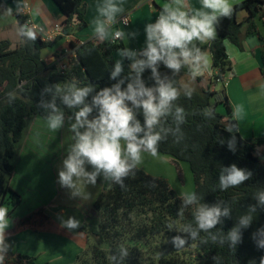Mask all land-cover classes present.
Segmentation results:
<instances>
[{"label": "trees", "instance_id": "16d2710c", "mask_svg": "<svg viewBox=\"0 0 264 264\" xmlns=\"http://www.w3.org/2000/svg\"><path fill=\"white\" fill-rule=\"evenodd\" d=\"M66 16L62 24L65 33L83 30L87 27L88 10L84 0H54ZM1 3V0H0ZM246 10L249 15L243 22L237 20L238 13ZM19 26L23 32L27 19L18 15ZM258 21H264V0H245L234 5L230 18L222 19L217 26V36L208 44L198 46L204 52L212 53V67L216 71L205 87L200 86L202 78H197L194 94L191 98L183 95L175 102L183 107L185 123L180 125L182 139L177 142V135L171 132L159 145L158 154L172 158L177 164H189L195 180V192L202 197L201 202L209 205L221 202V207L230 208V216L222 218L213 233L227 232L238 223L239 217L248 212L250 205H256V212L250 227L242 228V243L233 251L227 242L223 245L201 243L205 233L191 239L180 228L192 222L191 209H185L183 217L178 216L182 200L169 182L164 178L154 177L142 167L129 175L123 186L110 182L94 204L92 220L83 224L79 234L85 236L90 251L84 250L75 264H145L146 248L154 241L169 239L167 244L156 245L161 264H179L169 258L173 252L172 238L181 236L195 246L194 254L198 264H216L214 257L221 258V264H249L264 256V249H258L252 234L264 227V206L256 199L258 191H264V162L257 156V149L264 146V138L244 139L238 132L237 122L227 97L212 90L218 84L217 79L232 72L226 42L229 41L241 50L245 36L259 34ZM22 43L15 49L8 40L0 41V206L6 207L11 216L22 204V196L11 188V179L15 171L14 160L18 145L22 142L31 117L45 119L48 110L41 107V102L51 100V93L44 91L46 86L76 82L78 86L91 85L99 90L117 82L110 79L115 65L114 54L123 48V44L113 40L95 39L81 46L71 43L75 57L70 67L61 72L53 58L43 59L42 51L54 47L57 39L45 41L37 35L35 41L28 40L23 34ZM261 37V36H260ZM262 38V37H261ZM263 40V38H262ZM261 72L264 77V49L262 51ZM161 75H167L179 88L182 78L188 75L186 68L173 75L163 65ZM129 75L126 66L117 80ZM151 70L146 69L143 78L146 85L154 83ZM93 95L95 92L92 93ZM90 102V97H89ZM226 108L225 114L218 111L219 105ZM57 106L64 113V120L74 118L76 109H70L57 99ZM95 113H93L94 115ZM143 123L142 116L138 117ZM167 129H174L171 117L163 124ZM232 128L229 132L226 129ZM236 138V151L229 150L227 141ZM235 163L240 168L252 172V177L244 184L227 191L218 187L221 167ZM169 224L173 227L170 229ZM20 228L36 226L44 230L53 227L52 221L42 209L32 212L19 221ZM155 242V244H156ZM128 255H121V249ZM14 258L18 264H36V259L27 255L8 253L6 262Z\"/></svg>", "mask_w": 264, "mask_h": 264}, {"label": "clouds", "instance_id": "9594fccd", "mask_svg": "<svg viewBox=\"0 0 264 264\" xmlns=\"http://www.w3.org/2000/svg\"><path fill=\"white\" fill-rule=\"evenodd\" d=\"M199 7L193 9L188 0H167L154 22L145 25V46L139 50L128 47L119 49L110 79L117 81L111 86L96 90L93 86H78L76 82L46 86L44 91L51 93V100L41 102V107L48 110L45 117L47 127L57 131L64 125V113L57 106V99L70 109H76L74 123L71 124L73 142L62 159L58 169L57 183L67 189L72 198L89 199L88 186H95L98 178L123 186L129 175L142 164L144 155L157 156L159 145L171 132L177 135V142L183 137L180 125L185 123L186 114L183 107L175 102L183 95L188 98L195 89L191 83L202 77L211 69V59L199 45L216 38L220 21L230 18L234 12L233 0H199ZM99 17L94 20L93 35L100 40H124L128 35L122 29L111 30L117 15L123 12L122 4L116 0H104L97 6ZM22 34L28 39H37L36 31L24 26ZM198 42V44H197ZM129 61V75L117 80L124 71L123 61ZM163 65L173 75L188 71L189 80L177 87L167 75H161ZM146 69L151 70L154 82L148 86L143 78ZM95 92L93 95L92 93ZM90 97V102H89ZM93 113H95L93 115ZM243 106L239 105L233 117L243 118ZM142 116L143 123L138 117ZM171 117L174 129H165L163 124ZM232 132V128L226 129ZM229 150L236 151V138L227 141ZM252 177V172L238 167L235 163L221 167L218 187L221 191L236 188ZM182 205L178 216L183 217L185 209H191L192 222L184 224L180 230L195 240L200 233L206 236L201 243L223 245L227 242L233 251L242 243L241 229L251 226L256 212V205H250L248 212L239 217L226 235L213 233L223 217L230 216V208L215 204L202 203L195 191H184L180 194ZM256 199L264 206V191H258ZM12 218L6 207L0 206V264H5L12 245L8 240V229ZM61 226L69 230L77 229L80 222L74 217L61 218ZM168 227L171 229L172 224ZM258 249H264V227L252 234ZM177 247L186 244L181 236L172 238ZM121 255L127 256V250L121 249ZM221 264V258H213ZM249 264H256L255 260ZM264 264V256L259 259Z\"/></svg>", "mask_w": 264, "mask_h": 264}, {"label": "crops", "instance_id": "0c3cea01", "mask_svg": "<svg viewBox=\"0 0 264 264\" xmlns=\"http://www.w3.org/2000/svg\"><path fill=\"white\" fill-rule=\"evenodd\" d=\"M243 1L245 0H233V4L236 5ZM84 2L88 6L86 14L87 27L83 30H74L71 34L63 31L62 24L66 16L54 0H1L0 4L5 11L14 13L17 18L20 15L27 20H31V29L36 31L37 35L41 36L43 40L53 41L57 39L54 47L46 48L42 51V58L48 59L53 58L58 53L62 55L61 57L69 55L74 58L75 49L71 48V43H75L79 47L89 41L98 39L93 35V22L96 19H103L99 17L97 6L103 4L104 0H84ZM166 2L167 0H116V3L122 4L123 12L117 15L116 22L112 25L111 30L122 29L127 34L136 33L135 36L128 35L124 40H119L123 44V48L128 47L139 50L145 46V25L155 21ZM188 2L193 9L200 6L199 0H188ZM248 15L249 13L246 10H242L238 13L237 20L243 22ZM125 16L130 19V25L127 27L120 22ZM258 28L260 35L245 36L242 50L231 42H226L227 52L232 63V72L224 76L225 82L222 81L212 87L213 91L221 92L223 96L227 97L233 112L237 106H243V118H234V120L237 122L238 132L244 139L264 138V77L261 72V55L264 49V21H258ZM0 41H3V39H0ZM11 44L12 50L20 45L12 42ZM205 54L211 59L212 63L211 69L206 71L202 77H198L202 78L201 87H205L208 80L213 79L216 74L212 67V53L208 50ZM114 58L115 61L120 59L118 52L114 54ZM129 63V61L124 60V68ZM185 78L187 79L186 81L189 80V76L185 75L182 78V84ZM196 81L197 79L191 83L192 87L196 86ZM220 106L223 107V111L220 113L225 114V106L223 104ZM72 123H74V118H67L64 120V125L61 129L51 131L47 127L45 119L36 116L31 117L24 138L18 145L17 155L14 160L15 171L11 179V188L22 196V204L11 215L12 224L8 229V240L12 245L10 252L15 256L21 254L33 257L36 259V264H50V261L55 259L66 260V258H70L67 261L70 260L69 263H71L77 259L86 246L85 236L79 234V230L83 224L92 220L94 204L99 195L110 184L109 181L98 178L95 186L90 185L87 187L86 191L90 193V197L87 200L80 197L72 198L69 190L63 189L58 194H52V198L47 196L50 199L47 204L39 203L32 208L23 210L28 195L26 194V189L28 188H25L21 182L17 183L15 178L23 172L21 174L24 177L28 176L34 179L38 166H40L39 159L35 157L34 148L30 145L40 143L39 135L45 138L48 137L47 133H49V137H53L52 134L56 133V139L59 140V136L61 139L63 138V142L61 143L59 140L57 145L59 151H63L60 145L62 144L63 146L64 143L68 149L73 142ZM22 146L31 148L33 152L24 157L23 153L25 151L23 153L20 151ZM53 146L55 147L56 145ZM65 155L64 151L57 152L53 168L55 173L61 167V162ZM257 156L264 162V146L257 149ZM59 165L60 167H58ZM146 172L148 171L146 170ZM148 174L150 173L148 172ZM29 184L36 185L32 182ZM32 189L34 188L32 187ZM40 209L53 223V227L50 230H44L36 226L23 228L18 226L22 218ZM69 217H74L80 222V226L77 229L69 230L61 226V218L67 220ZM74 240L79 241L76 243ZM49 257H51L50 260H48ZM69 263L67 262V264Z\"/></svg>", "mask_w": 264, "mask_h": 264}, {"label": "rangeland", "instance_id": "374dc122", "mask_svg": "<svg viewBox=\"0 0 264 264\" xmlns=\"http://www.w3.org/2000/svg\"><path fill=\"white\" fill-rule=\"evenodd\" d=\"M0 39L2 40H8L12 42L13 44H20L23 40L22 32L19 26V20L14 13H10L4 10L3 6L0 4ZM186 78L183 81V84L186 82ZM220 106V105H219ZM219 112L223 111V107L220 106ZM48 137L42 138L40 137V143L30 145L32 148H34L35 157L39 159L40 166H38V170L36 172L35 178H29L24 177L23 172L20 173V175L16 176V182L23 183V186H25L27 193L26 197V203L24 205V209L32 208L35 206V204H47L49 202V198H52V194H58L60 190H63V188L60 187V185L57 183L58 178V171L55 173L53 170L54 168V160L57 152H65L67 153V147L64 143L60 147H62L63 151H59L57 145L59 140L61 143L63 142V138L61 139L59 136V140L56 139L57 134H52L53 137H49V133L46 134ZM73 135V133H72ZM50 138L51 141H50ZM53 145H56L55 147ZM22 150L21 153L24 151V157H27V155L32 151L31 148H24V146L21 147ZM174 160L168 156H164L161 154H158L157 156H150L148 154L144 155V159L140 167H144L150 174L154 175V177L163 178L166 179L170 186L175 190L177 195L180 197L181 192L184 191H195V180L193 173L191 171V168L189 164L187 163H179L177 164ZM60 167V165L58 166ZM147 172V173H148ZM26 181V182H25ZM35 183L36 185H30L29 183ZM32 187L34 189H32ZM48 196V197H47ZM38 211V210H37ZM186 240V244L180 247L174 246L172 254L169 255V258L176 260L179 264H198L196 261V257L194 254L195 246L192 242H190L188 239L184 238ZM79 241V240H77ZM74 240V242L78 243ZM86 241V240H85ZM169 239H161L159 240L158 244L156 241L152 243V246L149 248H146V255L144 260L145 264H161L160 263V256L159 253L156 251V245L159 244H167L169 243ZM156 242V244H155ZM84 250L90 251L89 246L84 247ZM51 257L48 258L50 260ZM66 260H53L50 261V264H67L69 261ZM76 260L69 264H75ZM5 264H18L14 258H10L9 261H5Z\"/></svg>", "mask_w": 264, "mask_h": 264}, {"label": "built area", "instance_id": "2783aa9c", "mask_svg": "<svg viewBox=\"0 0 264 264\" xmlns=\"http://www.w3.org/2000/svg\"><path fill=\"white\" fill-rule=\"evenodd\" d=\"M120 22L126 27L130 25V19L128 16L123 17ZM25 26H27L28 28H31L32 27V21L27 20ZM119 40L120 39H115L113 41H119ZM72 61H73V58H71L69 55H66L65 57H61V58L57 59L55 61V65L57 66L59 71L64 72L70 67ZM216 81H217V83H221L222 81L225 82V77L222 76L221 78L217 79Z\"/></svg>", "mask_w": 264, "mask_h": 264}]
</instances>
